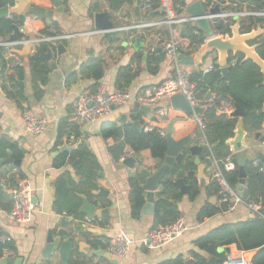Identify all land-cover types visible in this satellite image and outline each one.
I'll return each instance as SVG.
<instances>
[{
	"label": "crops",
	"instance_id": "0c3cea01",
	"mask_svg": "<svg viewBox=\"0 0 264 264\" xmlns=\"http://www.w3.org/2000/svg\"><path fill=\"white\" fill-rule=\"evenodd\" d=\"M60 1L62 2V12L58 11L52 0H31L33 5L54 11L51 23L47 24L45 19H37L33 16L25 15L23 27H18L27 39L32 40L42 37L40 32L47 25L53 24L57 26L58 35L79 34L75 38L51 46L52 49L50 51L53 53L56 68L53 69L50 66L51 72L48 76V81L45 85L40 86L41 93L38 94L35 91L29 57H19L20 63L15 66V68L17 66L23 67V80L19 82V85L23 90L25 101L21 107L6 95L4 91L5 77L2 75V68L0 67V138L1 140L5 138L11 143L17 144L22 152L20 168H15L8 174L23 176V179L18 182V189L31 191L33 199H36L33 221L26 225L12 221L7 216V212L0 210V233L12 237L16 250V257L14 259H23L21 264H63L58 255L53 256L52 259H43L42 257L48 232L50 230H58V225L63 218L69 220L66 229L74 236L75 252H80L79 245L81 243L90 247L88 254L81 251L82 264H113V262L117 264H160L179 256H183L184 260L188 261L191 259L190 252L195 249L193 243L198 238L223 224L250 219L252 214L248 208L245 205H240L232 212L225 211L213 217L205 218L203 221H198V214L202 208L205 206H220L223 203L219 200L218 194L214 192L210 193L209 191L214 181L211 173L212 167L207 168L205 169V177L209 181L205 187H199L200 194L195 200L189 199L191 191L188 194L181 193L183 198L179 203V209L182 213L181 218L185 219L189 226L188 232L162 249L149 251L142 247L138 241L155 228V215L143 216L142 214L139 219L132 218L130 193L132 191V180L135 177H131V171L124 164V161L128 157H132L136 161L135 169L132 172L136 173H139L143 169L153 171L159 168V162L153 158L150 150H144L137 155H126L120 162H116L109 152V149L116 144V141L113 138H104L102 128L106 124H115L121 127L133 126L134 123H138L143 130L144 125L147 123L144 121H153L156 109H151L150 114H144L135 109L136 102H130L125 107L115 109L112 114L95 123L78 124L72 122L74 104L78 97L88 90L96 91L103 88L108 93L118 90L116 78L119 69L128 66L133 56L139 52L144 53V58L139 65L140 69H138V63H134L133 65L134 70H139L138 77L126 88L132 95H138L145 89L158 87L172 79L174 76V61L168 58L163 51L160 56L158 53L155 54L161 63L159 73L153 75L146 71V56L151 55L148 52L149 36L158 34L167 39L171 30L169 28L146 32L135 29L121 30L117 31V37H111L110 39L105 38L104 34L82 36L81 34L83 33L97 30L94 25V17L98 13L111 12L112 20L117 29L132 27L150 21L155 17L150 18L143 13V0H139L137 5H134V2L132 4H125L118 11H111L106 0H68L67 3L64 0ZM185 1L187 6L183 14L189 15L187 13L188 7L195 2L203 0ZM212 1L216 2V0ZM254 2L251 0H221L220 4L232 6L234 4H244V7L251 9V5ZM140 4L141 7H139ZM137 8H139L138 11ZM11 17L13 16H9L8 18ZM185 26H177L176 30L179 33L183 50L190 55L196 52L201 44L195 47L189 37L183 36ZM194 29L202 34L201 37L205 35V32L198 27ZM5 42L7 41L0 40V43ZM59 44H62L64 47L60 52L58 51ZM136 45L139 47V50L135 49ZM2 51H5V48L0 47V52ZM91 55L103 57L108 64L105 76L100 81V86L97 89H91L94 85V81L92 80H81L78 78L75 81H69L74 74L79 72L80 68L89 60ZM215 58V55L209 57L203 63L201 71L211 67ZM4 60L7 64V56H5ZM185 67L190 74L196 70L193 66ZM5 69L6 72H11L7 68V65ZM215 98L216 96L211 94V97L205 98V100L211 102ZM199 107L205 110L202 102ZM161 109L168 115L166 123H162V126L167 129L172 119L180 118V121L175 125V138L179 140L191 136L193 137L191 147L196 146L198 140L194 139V135L199 129L194 118L195 115H190L181 109H175L171 104V99L163 103ZM26 111H31L36 117L46 121L44 133L35 135L26 131L23 119ZM123 116L127 117L126 124L120 123ZM64 119H67L70 125L77 128L79 136H77L75 141L70 140V136H65L59 144V124ZM257 134H259V137H257ZM262 137H264V124L259 131H246L245 154L246 156H250L252 161L258 159L263 162L264 143L260 140ZM82 143L87 144L96 156L100 165V190L103 189L108 193L105 197L99 195L100 190L96 192V195L99 197L96 204L101 203L102 209H110V217L104 219L103 222H100L99 219L92 222L88 221L85 215L83 220H78L66 215H58L53 210V204L56 199L55 183L58 178L65 172H69L77 180L75 171L71 165L65 164L62 167H58L56 160L64 152L75 149ZM63 148H67V150L62 151ZM204 163V160H202L200 166L205 167ZM191 171H195V175H198L199 167L195 166ZM1 172H3V169L0 170V174ZM186 178L190 177H185L183 181L185 185ZM177 181L175 177V182L177 183ZM3 182L4 180H1V183ZM17 190L8 193L12 200L14 198L12 196ZM158 193L155 195L156 200ZM104 223L107 224L102 226ZM92 230L98 232L99 235L92 234ZM83 232L91 234L92 238L87 240L83 236ZM120 235L136 241L125 257L115 255L109 257L110 253L107 251L109 242L106 249H95L92 247L91 243L95 239L103 237L110 241L112 238ZM224 249L229 250L230 254H232L237 248L236 246H228L220 248L219 252L224 253ZM97 250H104L105 254L99 257L92 253ZM254 255L255 251L247 253L250 264ZM3 258H5L3 255L0 256V264ZM69 264L74 263L70 261Z\"/></svg>",
	"mask_w": 264,
	"mask_h": 264
},
{
	"label": "trees",
	"instance_id": "16d2710c",
	"mask_svg": "<svg viewBox=\"0 0 264 264\" xmlns=\"http://www.w3.org/2000/svg\"><path fill=\"white\" fill-rule=\"evenodd\" d=\"M68 0H64L67 3ZM179 14L184 13L187 4L185 0H173ZM208 3L212 0H207ZM111 11H118L125 4H132L133 0H106ZM244 2V1H243ZM7 5V2L0 1V8ZM155 6V5H154ZM141 7V4L139 5ZM156 8V7H154ZM253 10H264V0H256L252 5ZM139 8H137V11ZM160 13L158 11L147 14V17H156ZM150 20V19H149ZM24 17L13 16L0 20V40L8 41V37L14 32V27H23ZM258 26L264 28V19L258 25L255 20H250V23L243 22L242 28L250 30ZM194 27L186 25L183 29V36L189 37L192 44L199 45L203 43V37L194 35ZM228 32V31H226ZM56 24L47 25L40 32L42 36L58 35ZM257 45V52L264 60V36L251 43ZM52 49L47 44H42L37 48L35 54L29 57V62L32 68V80L36 93H41L40 86L45 85L48 81V76L51 72L49 63L41 57L42 53H48ZM6 51L0 52V67L2 75L5 77L4 91L8 98L15 101L21 107L25 101L23 90L19 82L23 80V67L17 66L14 71L6 72L5 56ZM144 58V53L139 52L133 56L132 61L126 67L119 69L116 84L118 89L128 88L132 82L138 77L139 70H134V63L139 65ZM146 71L156 75L160 71L161 63L157 55H148ZM244 57L238 56L230 60L229 81L223 79L220 69H216L209 73L192 71L190 81L196 85V97L202 102L205 107L203 114L200 117L206 124L205 140L216 147L214 156L218 160H222L229 155L227 142L235 137L236 127L239 118L233 116L219 115L221 111V103L224 100H230L236 109V106L242 108L246 113L244 117V127L247 132H256L262 129L264 124V76L261 70L251 61L243 62ZM236 61L233 66L232 62ZM108 64L101 56L91 55L89 60L80 68L79 72L74 74L69 81L92 80L94 85L91 89H97L100 86V81L104 78ZM214 94L216 98L209 102L205 98L208 94ZM191 117V116H190ZM168 119V115L166 117ZM175 119V118H174ZM180 119V118H179ZM173 120V119H172ZM171 120V121H172ZM146 124H153L160 127L162 123L156 121H144ZM168 122V121H167ZM74 134L77 138L78 130L75 126L70 125L67 119H64L59 124V144L65 136ZM104 138H113L116 144L109 149L110 154L116 162H120L126 155L139 154L144 150H150L154 159L159 162L160 167L166 157L168 151V143L166 138H162L156 132L146 133L144 130L139 131L131 125L117 126L115 124H106L102 128ZM182 139V138H181ZM203 142V141H202ZM209 156V151L205 148L202 153V159ZM22 152L19 146L15 143L3 138L0 140V159L20 160ZM194 158L186 154L185 162L172 169L167 177L162 182L164 190L157 194L156 213L154 217V227L159 225H170L175 223L182 217L179 209V203L183 196L176 186L175 177L179 170L185 172L195 168L193 164ZM57 166L62 167L69 164L73 167L77 180L69 172H65L58 178L55 183L56 199L53 204V210L58 215H66L78 220H83L84 215L80 213L82 206L81 197H85L91 203L96 204L99 197L96 192H99V173L100 165L96 156L92 153L89 146L85 143L80 144L77 148L64 152L56 160ZM0 170H2L0 168ZM247 174L246 188L249 192V199L253 201L258 195L264 201V172L260 171L259 167L254 166L250 160L245 166ZM229 185L237 190L240 182L239 169L233 173L226 175ZM23 179L19 174H0V210L9 211L14 205V201L8 193L17 190L18 182ZM1 180H4L1 183ZM186 185L190 186V200H195L200 194L198 182L194 178H186ZM143 179L138 175L132 180V191L130 193L131 215L133 219H139L142 216V209L145 205L143 198L144 191L141 187ZM210 193L218 194L219 188L214 182L210 189ZM220 200V197H218ZM258 201V200H257ZM228 204L222 203L220 206H205L198 214V221H203L205 218L213 217L219 213L225 212ZM104 223L102 226H105ZM1 235V233H0ZM83 236L89 240L92 235L83 232ZM108 239H95L92 241V247L95 249H106ZM195 249L190 252L191 259L194 264H209L210 258H216L217 264H224L227 260L225 253H220V248L228 246H236L238 250L246 252L255 251V255L251 264H264V218L252 215L250 219L239 221L236 223H226L213 230L206 235L198 238L194 243ZM0 256L1 246H0ZM183 256H179L173 260H168L160 264H185Z\"/></svg>",
	"mask_w": 264,
	"mask_h": 264
},
{
	"label": "built area",
	"instance_id": "2783aa9c",
	"mask_svg": "<svg viewBox=\"0 0 264 264\" xmlns=\"http://www.w3.org/2000/svg\"><path fill=\"white\" fill-rule=\"evenodd\" d=\"M215 5L216 2L214 1H211L210 4L207 2V10L209 11ZM242 5L234 4V6H232L229 4H220V6L224 8L222 13L211 14L208 12V14L201 19H207L210 24L215 27L219 23H231L234 18H240L244 22L264 18V10H253L248 7H244V4ZM142 11L145 15L156 11L160 14L150 21L143 22L132 27L119 28L117 31L135 29L146 32L161 28H169L171 33L167 39L158 34H152L149 36L148 52L151 55H155L157 50L161 49L168 58L174 61L173 78L158 87L145 89L138 95H132L128 89H118L111 93H108L103 88L96 91L88 90L80 95L75 101L72 122L78 124L95 123L112 114L115 109L125 107L130 102H136L143 107L156 109V122L164 124L166 123L167 114L161 109V106L172 97L178 95H183L193 110L200 106L201 101L195 94L196 85L190 81V72L186 70V65H183L178 58L179 54L183 50V47L179 39V33L176 30L177 26L182 27L184 25H193L200 18L192 15L179 14L173 0H143ZM193 33L198 38L202 36V34L196 29H194ZM78 35L79 34L42 36L33 40L25 38L15 42L0 43V47L11 49L14 47H23L28 44H33L37 47L42 44L55 46L59 42L75 38ZM81 35L96 36L103 35V32L96 30L89 31ZM193 46L196 47L197 45L194 44ZM18 63H20V58L17 55H7L8 69L12 70ZM232 65L235 66L236 61H233ZM216 69L219 68L212 65L208 69L201 72L206 74ZM221 112L228 117L232 116L235 112L234 104L230 100L222 101ZM194 115L199 132H201L203 137L202 145L209 151V158L211 159L212 167V179L218 185V196L223 203L228 204L226 211L232 212L238 206L245 205L252 215L264 218V201L256 195L253 201L250 200L249 202H246L238 194V191L234 190L227 181L226 175L235 172L238 168L236 154L234 151L230 148V153L226 158L222 160L216 159L211 145L205 140L204 133L206 124L200 115ZM23 119L25 122V129L28 133L38 135L45 132L46 121L36 117L31 111H26ZM143 130L146 133L156 132L162 138H166L167 136V129L162 125L160 127H156L150 123L145 124ZM70 140L75 141V135H70ZM253 164L256 167H259L260 171L264 172V163L261 160H254ZM13 200L14 205L11 210L7 211V216L12 221L19 224L26 225L31 223L33 221V214L35 210V205L32 202L33 197L31 191L18 189L14 193ZM188 230L189 226L185 219L179 218L173 224L166 226L159 225L153 228L141 240H139L138 243L149 251L159 250L174 240L182 237L188 232ZM135 242L136 241L134 239H128L120 235L109 241L107 251L111 255L125 257L130 252L131 247ZM0 246L1 253L5 258L14 259L16 257L14 242L10 235H0ZM247 253L248 252L246 251L236 249L234 253L227 256V260L224 264H250Z\"/></svg>",
	"mask_w": 264,
	"mask_h": 264
},
{
	"label": "water",
	"instance_id": "95a60500",
	"mask_svg": "<svg viewBox=\"0 0 264 264\" xmlns=\"http://www.w3.org/2000/svg\"><path fill=\"white\" fill-rule=\"evenodd\" d=\"M2 2H7V5L0 8V20L8 18L9 16L24 17L25 15L33 16L37 19H45L47 24L51 23V19L54 16V11L48 10L44 7H39L33 5L31 0H0ZM221 0H216V5L207 10L206 4L207 0L198 1L190 5L187 9V13L194 17L200 18L193 24V27H198L205 32L203 36V43L199 46L198 50L190 55L186 51L182 50L179 54V60L183 65L193 66L196 71L201 72V67L203 63L211 56H216L213 65L220 69L222 77L224 80L229 81V71H230V60L232 58H237L238 56H243V62L251 61L253 62L260 70L264 76V60L259 56L257 52V45H251L252 42L260 39L264 36V28L258 26L257 28H252L246 30L242 28L243 20L240 18H234L231 23H219L217 26L213 27L207 19H201L206 16L208 12L211 14L222 13L224 8L220 6ZM254 2V0H251ZM134 5H137L139 0H133ZM52 3L59 12H62V2L60 0H52ZM255 22L260 25L262 22L261 18L255 20ZM95 28L103 32L104 37L110 39L111 37H117V28L115 23L112 20V13L109 11L98 13L94 17ZM14 34L8 39L7 42H15L21 39H25L26 36L24 33L20 32L18 27H14ZM228 31V32H226ZM140 37V36H139ZM209 37V38H208ZM139 42V40H138ZM39 47V46H38ZM37 46L33 44L24 45L23 47H14L11 49L5 48L7 54H15L20 58L30 57L37 51ZM64 47L62 44L58 45V51H62ZM136 50H139V47L135 46ZM158 55L162 54V50H157ZM41 57L49 62L51 68L55 69L56 64L53 60V53L49 51L48 53H42ZM211 97L209 93L206 96V99ZM171 104L175 109L184 110L186 113L192 115L197 114L201 115L204 112V108L197 107L195 110L192 109L190 104L187 102L186 98L183 95H178L171 98ZM135 109L144 114H150L151 109L143 107L138 103L135 104ZM219 115H223L221 112ZM233 117L239 118L238 125L235 131V137L227 142L228 146L236 154V160L239 169V178L240 182L237 187L238 194L246 201L249 202V192L246 188V178L247 174L245 171V166L248 161L251 160L250 156L245 154V136L246 130L244 127V117L246 113L244 110L236 106L235 112L232 115ZM153 121H157L154 117ZM180 121L179 118L173 119L167 127V136L166 140L168 143L167 157L164 163L157 169L149 171L146 169L141 170L139 173L132 172L135 169L136 161L132 157H128L124 164L130 169L131 177H140L143 179L141 187L144 191L143 198L146 202L142 209L143 216L145 215H155L156 213V199L155 195L157 192H162L164 190L162 182L167 177L168 173L179 166H181L186 159V154L194 157L193 164L199 167L198 175H195V171H190L186 173L184 170H179L176 175L178 180L176 186L179 188L182 194H188L191 191L190 186L184 184V179L186 176L194 178L198 181L199 187H205L209 179L205 177V169L211 167V159L206 157L202 159V153L205 149L202 145V134L197 131L194 135V139L198 140L196 146L191 147L193 142V137L188 136L182 139L177 140L175 138L176 129L175 125ZM121 124L127 123V117L123 116L120 121ZM134 128L139 131H142L141 126L138 123L133 124ZM259 137V134H257ZM1 140V138H0ZM261 142L264 143V137H262ZM67 150L63 148L62 151ZM216 147H212V151L215 152ZM204 160L205 167L200 166V163ZM264 162V159H263ZM21 161L13 159H0V168L3 169L4 174H8L11 170L15 168H20ZM187 174V175H186ZM100 196H107L108 193L103 189L100 190ZM14 197V194L13 196ZM82 206L80 208V213L85 215L88 221H94L99 219L100 222H103L104 219L110 217V209H102V204H92L89 200L84 197H81ZM33 204H36V199L32 200ZM264 214V209H263ZM69 220L63 218L59 225L58 230H50L46 238V246L43 251V259H52L53 256L58 255L63 264H69L71 261L74 264H82L81 255L82 252L88 254L90 247L85 244H80V252H75L74 236L71 235V232L68 231L67 224ZM94 235H99L96 231H91ZM82 251V252H81ZM227 255L230 254V251L227 249L223 250ZM99 257H102L105 254L104 250H97L92 252ZM112 256L109 254V257ZM23 259H8L3 258L1 264H21ZM113 264H117L113 262ZM185 264H194L192 259L185 262ZM209 264H216V258H210Z\"/></svg>",
	"mask_w": 264,
	"mask_h": 264
},
{
	"label": "flooded vegetation",
	"instance_id": "af4514ba",
	"mask_svg": "<svg viewBox=\"0 0 264 264\" xmlns=\"http://www.w3.org/2000/svg\"><path fill=\"white\" fill-rule=\"evenodd\" d=\"M261 19L263 20L264 18H261ZM248 22L250 23V21H248ZM248 22H247V23H248ZM249 23H248V24H249Z\"/></svg>",
	"mask_w": 264,
	"mask_h": 264
}]
</instances>
